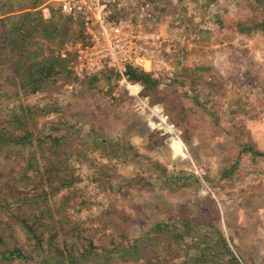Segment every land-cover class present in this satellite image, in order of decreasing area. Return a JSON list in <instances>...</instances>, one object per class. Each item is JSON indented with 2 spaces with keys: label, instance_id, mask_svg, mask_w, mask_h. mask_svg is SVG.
Masks as SVG:
<instances>
[{
  "label": "rangeland",
  "instance_id": "374dc122",
  "mask_svg": "<svg viewBox=\"0 0 264 264\" xmlns=\"http://www.w3.org/2000/svg\"><path fill=\"white\" fill-rule=\"evenodd\" d=\"M14 2L0 0V18L17 16L19 4ZM150 4L153 30L163 37L160 52L151 58L150 71L161 86L177 78L174 87L180 95L189 97L185 104L197 112L192 117L205 121L187 139L181 138V130L170 123L161 106H149L147 99L129 92L116 75L107 71L92 85L91 78L72 79L36 94L12 96L0 103V116L19 113L20 103L37 107L41 112L29 122L39 131L45 121L70 125L62 132L70 129L76 137L73 158L81 160L84 168L100 170L115 189L140 175L151 183L152 189L131 190L117 202L134 217L128 242L140 241L142 251L125 247L111 254L98 249L79 262L207 264V230H212L207 219H218L223 236L240 261L264 264V160L253 166L245 156L239 165L243 179L232 185L219 180V168L234 155L230 137L225 130L210 126L214 117L207 113V106H214L223 126L231 128L234 122L243 126L257 148L264 151V32L245 37L221 29L216 14L227 12L234 17L246 13L232 0H218L209 7L203 0H150ZM46 6L54 8L57 2L48 0ZM46 6L43 12L48 16ZM76 30L71 25L68 35L76 34ZM109 87L112 90L107 94ZM140 89L139 85L133 87ZM123 90H127V97L122 98ZM191 97L202 102L208 99V105L198 108ZM156 130L159 133L154 139L167 134L166 142L151 150L148 139ZM176 141L182 144L180 152L174 148ZM29 168L33 167H25L20 182H29ZM5 198L1 192L0 201ZM13 200L8 201L13 205L6 211L8 218L11 211L31 216L51 205L33 194L24 199L26 202ZM50 211L56 221L59 216L73 218L71 210L64 214L51 205ZM156 221L169 222L171 234L156 236ZM163 228L167 226L163 224ZM17 229V240L22 242ZM168 243L173 249L170 253L165 249ZM31 256L27 264H41L52 260L53 253ZM78 260L73 264H82ZM62 263L72 264L65 256Z\"/></svg>",
  "mask_w": 264,
  "mask_h": 264
},
{
  "label": "trees",
  "instance_id": "16d2710c",
  "mask_svg": "<svg viewBox=\"0 0 264 264\" xmlns=\"http://www.w3.org/2000/svg\"><path fill=\"white\" fill-rule=\"evenodd\" d=\"M22 1L14 2L19 4L17 16L9 14L0 18V103L12 96L36 94L61 82L78 81L72 72L73 54L68 52L62 57L60 51L75 42L86 41L81 26L65 15L58 5L54 8L46 6L48 0ZM203 1L209 7L218 0ZM232 1L242 5L246 13L234 17L227 12L216 14L215 21L221 29L245 37L264 32V0ZM44 6L48 16L44 15ZM71 25L77 28L74 35H68ZM104 71L113 73L111 70ZM98 75L87 77L91 78L90 84L96 81ZM126 79L130 84L141 86L138 93L147 99L149 106L162 107L170 123L181 130V138L187 139L189 133L205 122L197 116L195 119L192 117L197 112L185 104L189 97L180 95L174 87L177 78L161 86L152 71L129 66ZM111 90L109 87L107 94ZM123 96L127 97V90H123ZM190 99H195L198 108H204L209 102L208 99L202 102L196 97ZM19 108V113L13 112L8 118L0 116V191L6 197L0 201V264H27L31 255L38 256L44 252H51L53 256L52 260H45L43 264H61L64 256L70 258L73 264L98 249L113 254L125 247H135L141 252L140 241L128 242L134 217L117 202L119 197L131 190L152 189L151 183L140 175L115 189L100 170L84 168L81 160L73 158L76 137L70 129L62 132L70 125L62 121H45L39 131L29 118L40 113L41 109L22 106L21 103ZM248 111L244 109L245 113ZM207 113L214 117L210 126L225 130L230 137L234 158L219 168V180L232 185L244 177L239 165L245 156L250 157L254 166L259 159L264 160V151L257 148L243 126L235 122L231 128L223 126L214 106H207ZM157 133L159 131L156 130L149 135L147 146L151 150L166 142L167 134H158L154 139ZM26 166L33 168L28 169L31 175L25 184L19 179ZM211 182L207 177V183ZM32 194L50 202L58 212L65 214V210H71L73 218L59 216L57 221L54 220L51 205L41 207L31 216L11 211L8 218L6 211L13 206L8 201L26 202L24 199ZM135 209L138 210V207ZM207 223L212 228L211 233L207 230V264H250L248 259L242 262L232 252L218 219H207ZM163 224L167 228H163ZM15 227L22 235V242L17 240ZM154 229L156 236L171 234L169 222L156 221ZM165 249L167 253L172 252L171 243Z\"/></svg>",
  "mask_w": 264,
  "mask_h": 264
},
{
  "label": "built area",
  "instance_id": "2783aa9c",
  "mask_svg": "<svg viewBox=\"0 0 264 264\" xmlns=\"http://www.w3.org/2000/svg\"><path fill=\"white\" fill-rule=\"evenodd\" d=\"M61 11L78 23L86 41L60 51L73 54L72 72L77 80L111 70L129 92V66L150 71L151 58L160 52L163 37L153 30L149 0H55ZM72 87L71 84L68 85ZM138 89V88H137Z\"/></svg>",
  "mask_w": 264,
  "mask_h": 264
},
{
  "label": "bare ground",
  "instance_id": "6f19581e",
  "mask_svg": "<svg viewBox=\"0 0 264 264\" xmlns=\"http://www.w3.org/2000/svg\"><path fill=\"white\" fill-rule=\"evenodd\" d=\"M174 148H175L176 151L180 152L182 150V144H181V142L180 141H176L174 143Z\"/></svg>",
  "mask_w": 264,
  "mask_h": 264
}]
</instances>
